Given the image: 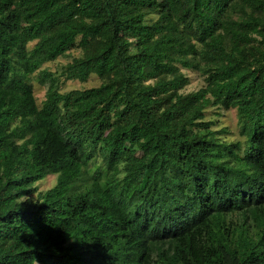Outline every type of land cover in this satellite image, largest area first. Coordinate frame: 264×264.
<instances>
[{
  "label": "trees",
  "instance_id": "obj_1",
  "mask_svg": "<svg viewBox=\"0 0 264 264\" xmlns=\"http://www.w3.org/2000/svg\"><path fill=\"white\" fill-rule=\"evenodd\" d=\"M0 264H264V0H0Z\"/></svg>",
  "mask_w": 264,
  "mask_h": 264
},
{
  "label": "rangeland",
  "instance_id": "obj_2",
  "mask_svg": "<svg viewBox=\"0 0 264 264\" xmlns=\"http://www.w3.org/2000/svg\"><path fill=\"white\" fill-rule=\"evenodd\" d=\"M71 56H78V51H72ZM69 58H60L58 61L52 64H48L45 66V68H48L52 72H60L62 67L69 62ZM189 78H190V85L185 89V93H190L197 91L200 89L203 85V79L195 72H187ZM98 82L96 79L91 80L90 83H88L85 87H91L97 85ZM82 86L78 82H66L65 85L62 86L63 91H69L76 88H81ZM33 89H34V95L37 100V103L41 105V103L45 100L47 87L41 86L37 82H33ZM220 115V116H216ZM207 119H213L217 121V128L223 129L227 128L230 135H228L229 139H234L238 137L239 132V126H238V120L236 116L235 111H218L214 109H209L207 111ZM56 183V176H49L46 178L45 181L38 184L39 191H46L50 188H52Z\"/></svg>",
  "mask_w": 264,
  "mask_h": 264
}]
</instances>
